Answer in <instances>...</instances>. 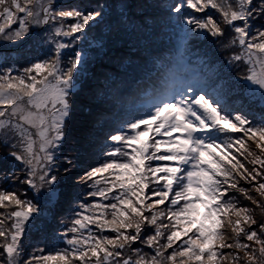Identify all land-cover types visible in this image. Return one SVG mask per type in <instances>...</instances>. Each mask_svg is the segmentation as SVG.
<instances>
[{
	"label": "snow or ice",
	"instance_id": "6c2138e0",
	"mask_svg": "<svg viewBox=\"0 0 264 264\" xmlns=\"http://www.w3.org/2000/svg\"><path fill=\"white\" fill-rule=\"evenodd\" d=\"M166 7L185 48L193 36L216 38L239 76L226 92L198 83L155 91L143 111L105 131L98 121L119 102V84L108 79L104 92L82 96L80 52L62 59L102 11L0 0V44L28 41L52 53L22 70L0 55V264H264V0ZM149 15L138 17L144 28ZM257 103L259 120L251 111ZM73 139L75 151L96 148L103 159L81 167L79 155H67ZM75 189L85 198L76 193L78 211L57 237V209ZM42 216L43 230L67 247L29 251L28 234Z\"/></svg>",
	"mask_w": 264,
	"mask_h": 264
},
{
	"label": "rangeland",
	"instance_id": "374dc122",
	"mask_svg": "<svg viewBox=\"0 0 264 264\" xmlns=\"http://www.w3.org/2000/svg\"><path fill=\"white\" fill-rule=\"evenodd\" d=\"M172 2L173 0H59V3L65 7L73 6L81 9L95 8L103 13V19L93 23L91 28L87 30L85 34L86 38L78 41L77 44L71 46L69 49L63 50L68 53V56L62 57L65 62L73 57L74 52H80L81 54V65L78 66L77 75L80 80L78 90L81 91L82 96H86L92 90L104 92L105 81L108 79L114 81L126 79L124 75L115 78L121 70L119 64L123 58L132 56L134 53H140L141 45L146 50V54H149L152 48L155 51L161 50L156 56L150 55V61H147L146 64L148 66L152 65L153 60L151 57H154L156 71L158 67L169 65L170 70L167 74H164L166 76L170 74L169 76L177 77L180 83L221 86L222 91L225 92L232 87V83L238 78L239 72L235 64L229 63V57L232 54L231 50L223 49L216 42V38L210 36L199 39L193 36L188 41L187 48H185L181 28L168 20V9L166 5ZM142 4L152 5V7L143 9L140 7ZM101 5L103 8L100 7ZM145 11L150 14L148 26L154 22L150 18L160 15H163V17L158 24L144 28L138 17ZM122 13L124 14L123 16H121ZM129 16L131 17V21L118 24V21L122 19L127 20ZM65 26H67V22H65ZM152 27L159 29L157 35L151 38L150 44L152 43L153 47L149 48V46L146 47L145 43H142V40ZM58 39L67 42L70 38L60 37ZM45 54L52 55L48 51L47 46L37 50L33 43L28 41L23 44H0V55L7 57L8 66H13L18 70H22L23 67L28 66L37 56L42 57ZM134 67L135 65H131L128 69L132 70ZM152 70L151 68L147 69L151 73ZM140 82L136 78L130 80V88H134ZM163 86L166 87L167 85L163 82ZM168 86H172V82ZM242 91L243 89H241ZM152 93V89L147 88L143 90L139 94L141 98L135 99L131 103V108H133L131 111L138 112L141 106L145 104L146 100H143V98L147 99ZM236 99V97L230 96L229 102H234ZM244 99L246 101L247 98L245 97ZM105 111L100 117V121H98V124L101 126L104 124L107 116ZM115 111L121 113L119 118L124 117V110H119L117 105ZM251 111L257 120H259L262 112L258 103L254 104ZM83 119V115H78L74 126L75 136L83 135ZM233 135L239 136L242 134L236 133ZM225 138L223 135L220 136L221 140ZM69 145L67 155L69 157L79 155L82 160L81 167H87L89 164H94L97 160L103 159L102 155L97 154L96 148H80L79 152L75 151L77 148L75 139L69 141ZM0 155H3L2 150H0ZM8 167L12 168L11 161ZM2 174L0 172V175ZM0 183H3V181L0 180ZM13 186V183L10 182L9 187L11 188ZM77 192L80 193L81 199L85 198L84 189H75L72 191L69 200L65 201L62 207L57 209L59 213L57 216V224L59 225L56 228L57 237L64 230V224H70L74 211H78L76 207L79 203V200H76ZM87 199L89 202H92L100 198L87 197ZM257 214H259V210H257ZM46 219V217L42 216L41 220L36 221L35 225L31 228L28 239L26 240V243L29 245V251L41 247H46L48 251L67 247L63 239L54 240L51 232L43 230V223ZM93 231L98 230L93 226Z\"/></svg>",
	"mask_w": 264,
	"mask_h": 264
},
{
	"label": "trees",
	"instance_id": "16d2710c",
	"mask_svg": "<svg viewBox=\"0 0 264 264\" xmlns=\"http://www.w3.org/2000/svg\"><path fill=\"white\" fill-rule=\"evenodd\" d=\"M163 15L160 16H155L154 18H150L153 19L154 22L152 24H150V26L158 24V22L161 21ZM148 26V27H150ZM159 28H155L152 27L150 28V31H148V34L145 35L143 37L142 43L146 44V47L149 46V48L153 47V44H150L151 38L152 36H156L157 32H158ZM165 46V45H164ZM154 48L150 49L151 51L149 52V54H146V50H144L143 46L141 45L140 48V53H134L132 56H128L125 57L121 60L119 66H120V71L119 73L115 76L118 77L120 75H124L126 77V79H122L119 81H115L116 83L119 84L120 86V93H119V102H115V101H111L110 102V107L108 108V110H106L105 112L107 113V116L105 118V122L102 125L104 127L105 131L109 130V126H116L119 124V121L121 120V118H119V116L121 115L120 112L115 111L116 110V105L117 108L119 110H124L123 114L124 117L128 114V113H136V112H132L131 106H132V102L135 101V99H140L141 97L139 96V94L149 88L152 89L153 92L156 91V87H157V83L166 75L164 73L167 74V72L170 70V66L169 65H165L162 67H158L157 71L155 69V61H154V57L152 58V65L148 66L146 63L147 61H150V55H154L156 56L157 53H160L161 50L155 51L153 50ZM128 63V64H126ZM130 63V65H129ZM127 65H129L127 67ZM131 65H135L134 69L129 70L128 68ZM154 66V67H152ZM148 68L153 69L152 73L147 71ZM170 75V74H169ZM168 75V76H169ZM111 78V77H109ZM136 78L137 80L139 79L141 82L138 83L134 88H130L131 84L129 83L130 80ZM142 83V84H141ZM137 90V91H135ZM143 108L141 107L139 109V111H142ZM101 142L103 139V133H100L99 136Z\"/></svg>",
	"mask_w": 264,
	"mask_h": 264
}]
</instances>
